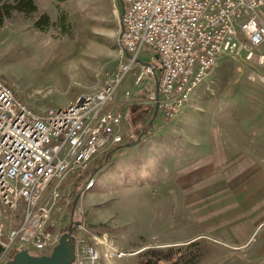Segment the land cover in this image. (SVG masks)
Instances as JSON below:
<instances>
[{
	"label": "rangeland",
	"instance_id": "rangeland-1",
	"mask_svg": "<svg viewBox=\"0 0 264 264\" xmlns=\"http://www.w3.org/2000/svg\"><path fill=\"white\" fill-rule=\"evenodd\" d=\"M34 2L35 13L0 24V77L42 114L99 89L128 56L118 42L121 0ZM42 12L51 21L44 32L33 25ZM152 55L144 48L139 61L159 66ZM136 72L124 74L108 102L125 113L122 141L62 178L46 228L58 239L72 213V235L86 232L98 264H141L144 248L200 237L209 253L198 264H264L254 246L264 234V66L242 52L220 56L170 121L152 118L155 79L135 84ZM16 215L0 203V240Z\"/></svg>",
	"mask_w": 264,
	"mask_h": 264
},
{
	"label": "built area",
	"instance_id": "built-area-1",
	"mask_svg": "<svg viewBox=\"0 0 264 264\" xmlns=\"http://www.w3.org/2000/svg\"><path fill=\"white\" fill-rule=\"evenodd\" d=\"M119 46L128 56L99 89L38 114L0 77V203L21 215L0 240V264L26 249L49 254L57 237L47 228L66 174L85 170L104 147L122 141L125 113L108 104L124 74L137 68L134 83L153 77L150 102L170 121L189 102L220 56L243 53L264 66V0H122ZM159 66L139 61L142 49ZM257 50V53H256ZM256 54V55H255ZM261 75V76H260ZM260 77L264 76L259 74ZM127 97L128 91L125 92ZM90 178L85 188L93 186ZM75 264H98L96 244L86 232L73 235ZM109 257L122 253L110 250Z\"/></svg>",
	"mask_w": 264,
	"mask_h": 264
},
{
	"label": "trees",
	"instance_id": "trees-1",
	"mask_svg": "<svg viewBox=\"0 0 264 264\" xmlns=\"http://www.w3.org/2000/svg\"><path fill=\"white\" fill-rule=\"evenodd\" d=\"M36 11L37 6L34 0H0V24L12 17L14 13L30 16ZM64 18L62 16L60 20L62 29L66 28ZM33 25L37 30L44 32L51 25V21L49 16L42 12L37 15ZM208 253L207 240L200 237L183 245L144 248L138 252V259L141 264H198L206 258Z\"/></svg>",
	"mask_w": 264,
	"mask_h": 264
},
{
	"label": "water",
	"instance_id": "water-1",
	"mask_svg": "<svg viewBox=\"0 0 264 264\" xmlns=\"http://www.w3.org/2000/svg\"><path fill=\"white\" fill-rule=\"evenodd\" d=\"M121 15L123 14V2L121 0ZM157 89V83H155ZM157 114V106H154L152 118ZM77 222L72 220V213L66 231L62 233L57 244L52 248L49 254L33 255L26 249H22L13 254L12 258L6 260L4 264H75V240L72 235V227ZM0 246V251H1Z\"/></svg>",
	"mask_w": 264,
	"mask_h": 264
},
{
	"label": "crops",
	"instance_id": "crops-1",
	"mask_svg": "<svg viewBox=\"0 0 264 264\" xmlns=\"http://www.w3.org/2000/svg\"><path fill=\"white\" fill-rule=\"evenodd\" d=\"M260 239H261V244H260V242H257L258 240L256 241V239H255L254 243L257 242V244H254V246H255V249L257 251L256 255L258 257H260L259 259H263L264 260V234H263V236Z\"/></svg>",
	"mask_w": 264,
	"mask_h": 264
},
{
	"label": "flooded vegetation",
	"instance_id": "flooded-vegetation-1",
	"mask_svg": "<svg viewBox=\"0 0 264 264\" xmlns=\"http://www.w3.org/2000/svg\"><path fill=\"white\" fill-rule=\"evenodd\" d=\"M155 118V117H154Z\"/></svg>",
	"mask_w": 264,
	"mask_h": 264
}]
</instances>
